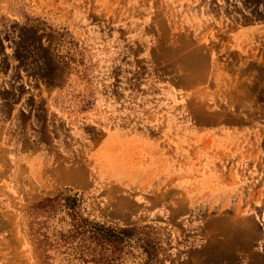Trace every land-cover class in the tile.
Segmentation results:
<instances>
[{
    "label": "rangeland",
    "instance_id": "1",
    "mask_svg": "<svg viewBox=\"0 0 264 264\" xmlns=\"http://www.w3.org/2000/svg\"><path fill=\"white\" fill-rule=\"evenodd\" d=\"M0 264H264V0H0Z\"/></svg>",
    "mask_w": 264,
    "mask_h": 264
},
{
    "label": "trees",
    "instance_id": "2",
    "mask_svg": "<svg viewBox=\"0 0 264 264\" xmlns=\"http://www.w3.org/2000/svg\"><path fill=\"white\" fill-rule=\"evenodd\" d=\"M55 201H56L55 198H45L42 201H39L38 203H35L34 205H32L31 208H44L47 205H49ZM84 221L86 223H90L88 220H84ZM95 227H97V224L93 227V229ZM99 227L103 228L104 226L100 225ZM103 229H104L105 233L103 234L104 237H103L102 241L105 243V248L109 247V246L112 247L111 254L113 253V247L114 246L117 247L116 243H114V240L117 241V239L122 238L120 232L123 234H129V232H130V230L127 228H123L118 232L115 231L113 228H105L104 227ZM85 250H86L85 251L86 253L94 254V252L91 251V250H93V248L90 249V248L86 247ZM82 254H83V252H82Z\"/></svg>",
    "mask_w": 264,
    "mask_h": 264
},
{
    "label": "bare ground",
    "instance_id": "3",
    "mask_svg": "<svg viewBox=\"0 0 264 264\" xmlns=\"http://www.w3.org/2000/svg\"><path fill=\"white\" fill-rule=\"evenodd\" d=\"M74 173H76V172L74 171ZM77 174H80V176H81V173H78V172H77ZM68 176H69V175H68ZM68 176H67V177H68ZM75 176H78V175L75 174ZM80 176H78V177H80ZM70 177H71V178H74V179L76 178V177H72V176H71V173H70ZM70 177H69V178H70ZM76 179H77V178H76Z\"/></svg>",
    "mask_w": 264,
    "mask_h": 264
}]
</instances>
